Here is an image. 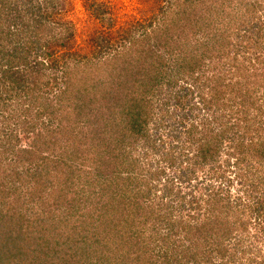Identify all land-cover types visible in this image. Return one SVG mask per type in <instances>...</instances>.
<instances>
[{
    "label": "trees",
    "instance_id": "1",
    "mask_svg": "<svg viewBox=\"0 0 264 264\" xmlns=\"http://www.w3.org/2000/svg\"><path fill=\"white\" fill-rule=\"evenodd\" d=\"M169 3L170 11L156 20L159 22L149 34L141 35L135 59L142 65L131 72L144 78L134 76L130 87L118 92L117 101L110 100L113 95L108 92L104 106L89 105V110L82 106L78 112L98 114L91 125L88 119L81 120L71 98L80 94L78 88L72 93L68 91L71 83L66 84L72 66L87 58L72 49L74 31L65 16V0H0V98L8 91L6 81L11 89L44 93L60 80L57 91L66 92L62 96L69 99L68 103L39 101L35 107L26 104L33 118L32 141L37 146L21 151L33 154L31 159L35 152L42 156L35 164L40 168L28 173V166L23 175L33 178V186H46L49 177L51 183L62 186L69 182L70 174L49 168L62 164L71 166L67 167L70 173L75 171L81 189L96 187L93 198L87 194L83 199L80 214L72 217L74 229L67 232L59 228L53 205L47 202L54 203L50 198L59 200L64 195L66 200L68 192L63 194L61 186L51 185L35 197L32 190L29 199L40 201L44 213L26 220L12 211L17 220L2 233L10 242L0 241V264H213L215 258L218 264H264L257 241L264 235V32L256 28L248 33L257 24L249 18L257 17L259 3ZM237 21L245 35H251L248 39L254 37L245 45L242 60L232 51L228 33L235 30ZM258 24L263 26V22ZM196 31L202 32L203 39L188 42ZM151 39L153 43H149ZM141 40H148L144 48ZM147 53L150 61L140 56ZM221 57L227 60L216 69L208 66L206 72L205 65ZM126 67L125 63L121 69ZM162 83L171 93L160 98L159 109L168 105L161 108L152 137L146 131L153 120L154 100L147 93ZM30 95L36 96L35 92ZM44 97L49 98L48 94ZM196 108L202 112H194ZM171 118L175 120L166 122ZM36 124L46 128L35 130ZM141 140L158 154L153 170L141 164L137 152ZM51 153L56 155L49 158ZM62 155L76 161V166L67 164ZM198 167L208 172L198 181L200 187L196 190L197 185L192 184L190 191H175L180 208L189 207L186 218L183 214L176 218L164 199L170 201L174 179L185 185L192 177L196 180ZM167 168L174 169L172 177L167 176ZM6 173L12 185L26 178L13 167ZM234 178L241 190L231 196ZM8 183L0 184L6 187ZM158 184L162 194L155 202L150 195ZM4 217L0 207L1 224ZM163 227V233H155ZM173 235L178 240L171 239ZM58 247H63L60 255ZM12 253L20 262L12 259Z\"/></svg>",
    "mask_w": 264,
    "mask_h": 264
},
{
    "label": "rangeland",
    "instance_id": "2",
    "mask_svg": "<svg viewBox=\"0 0 264 264\" xmlns=\"http://www.w3.org/2000/svg\"><path fill=\"white\" fill-rule=\"evenodd\" d=\"M170 1H172L174 4L176 0H65L67 6V15L65 16H67L66 18L72 24V28L74 31L72 49L78 54H85V59L87 58L86 61L78 62L77 65L72 66V68L70 69L69 78L66 82V84L71 83V88L68 91L71 90L72 93H76V91H78V93H80L74 94L73 97L68 94V96L73 99L77 112L79 111V109H82V106L85 107V110H89V105L93 106L100 104L104 106V100L108 99V92L110 93V95H113V97L109 99L117 101L116 98L118 95H120L118 92L127 90L130 87L131 80L134 76L144 78L142 74L139 75L137 73V75H134L131 72L132 68H135V66L142 65V63H138L135 59L138 56V54L136 53L139 49H141L138 46L141 35L146 32H148L149 34L155 24L159 22L156 20H161L163 18L162 16L170 11ZM235 1L236 0H225L226 3L233 2V4L235 3ZM256 1H258L259 3V5H257V11L255 13V16L257 17H250L249 19L253 22V24L256 22L257 24L254 25V28L252 30H249L248 33L253 30L255 31L256 28H260L261 32H264V0H255V2ZM209 14H212L213 16V13ZM260 22H263V26L258 24ZM234 26L236 27L235 30L233 29L232 32H230L231 30H229L228 32L230 34L229 40L233 43L232 51L236 52L237 60H242L244 57L243 50H245V45L252 42L254 37L252 36L251 39H248L251 35H245V31L240 28L241 26L239 25L238 21ZM252 34L256 35V33L254 32ZM171 36L172 38H174L175 34H172ZM202 36V32L196 31V34L191 35V38L189 37L190 41L188 40V42H191V40H202ZM147 41L148 40H141V46L143 48L147 45ZM153 42L154 39H151L149 41V43ZM236 47L238 48L237 51H235ZM253 55L251 61H253V64H255L257 63V59ZM140 56H146L147 60L149 61L152 59L151 57H149L148 53L141 54ZM224 58L225 57H221V59H215L214 61L208 62L205 65L206 72H209V67H214L216 69L217 66H221L222 62L224 60H227V58ZM125 63L128 65V67L123 70L121 69V66L125 65ZM131 65L133 67H130ZM148 67H150V65H148ZM150 69L151 67L148 69V71ZM50 72L51 69L48 68L47 73L51 74ZM206 72L204 73L206 74ZM58 82L59 85H61L60 80H58ZM6 84L8 91L3 92V94L1 95L2 98H0V160H2L0 161V183L1 181L5 180H8L9 182L6 187L1 186L0 184L1 213H5L4 222L3 224L0 223V241L4 240V243L6 239L7 242H10L8 238L4 239L5 237H2L4 235L2 233L7 229L6 225H11L12 223L15 224V221L17 220L12 211L19 213L20 216L22 214L23 218L26 220L30 219V217L38 214L41 211L44 213V208H42V203H40V201L31 202V200L29 199L31 191L33 190L32 192L36 197L37 194L43 193L45 188L46 190H50L51 185L56 188L61 186L57 182L51 183L50 177L45 181L46 186H42L40 184H34L37 186H33V178L29 175H23V173H25L26 167L28 166L30 167L26 169L28 173L31 172V169H39L40 167L35 166V164L37 161H39L40 156H42L38 155V153L35 152V158L31 159L30 157H32L33 154H28L25 151H21V149L23 148L25 149L28 147L37 146L36 143L33 144V134L30 133L33 125V118L31 114L26 110L25 106L26 104L31 103L35 107L36 103H38L39 101H42L44 103L48 100L52 103L56 102L57 100H63L64 103L69 102V99H67L66 96H62L67 95L66 92H64L63 94V92L60 93V90L57 91L59 85L54 84L52 85V89L49 92H44V90H42L44 93H41L37 91L25 92L20 89H11L9 87V81H6ZM75 88L78 89L75 91ZM172 89L171 91H173ZM56 91L57 93H55ZM32 92H35L36 96L34 98L30 95V93L32 94ZM151 92V94L147 93V95H151L154 100V102L151 104L153 120L149 121L146 132L150 135L152 134L151 136L153 137L155 133V125L160 121L159 117H161L160 115L162 114L160 110L161 108L168 105H161L162 107H160L159 109L160 98L161 96L166 94V92L169 93L170 91L168 88H166V84L162 83V85L159 84V86L155 89L152 88ZM45 94H48L49 98L44 97ZM85 102H87L86 105L83 104ZM101 108H99V110ZM197 111L202 112V109L196 108V110H194V112L196 113ZM78 113L81 114V120L88 119L91 125L95 124V116L98 115L97 112H88V115L83 114V112ZM170 120L174 121L175 118L168 119L166 120V122H169ZM169 127H161V129H168ZM45 128L46 127L40 124H36L35 126V130H42ZM162 135L165 138L166 135ZM149 150L150 147L143 140L138 143L137 152L140 156L139 159L141 160V164L143 166H147V168H150V170H153V168L155 169L156 165L158 164V154L152 153ZM57 154L61 155V152ZM55 155H52L51 153V157L49 158H52V156ZM65 161L69 165L76 166V161H74L72 158L65 157ZM11 162L12 164H10ZM11 167L15 168L21 173L23 172L22 174H20V176L22 175L26 178H24L23 181L18 180L14 183V185H12L13 182L12 180H9V176L6 173V171L10 170ZM67 167L71 166L66 165L65 167H63L62 164L56 168L51 165L49 166L50 170L52 171L64 170V174L69 173L71 176L68 175L67 177L69 180V184H67L69 186L65 183L61 186L63 194L64 191L68 192V194H66L68 195V197H66V200L65 195L62 198H58L59 200H57L56 197L54 198L52 196L53 198L50 199H55L57 201L53 200L54 203L51 201L47 202L50 206L53 205V218L56 219L57 223L59 222V228L65 232H67V230L69 229H74L76 221L74 220V218H72L73 215L76 214L78 216L80 214V211H78V209L81 210V208L79 207L81 203H83V199H85L87 194H90V196L93 198V191L96 190V187L92 188L91 186H84V189H81V185L77 180H75V171L70 173ZM88 168L89 167H86V169ZM195 169L196 172L194 174H197L199 176L196 180H194V177H192V179L189 181V184L185 185L174 179L175 183H173L172 186L173 195L169 202L167 197H165L164 199V201H167L166 204L169 205L168 211L172 212L174 214L173 216L176 218L181 214H183V218H186L189 207L188 205H183V209L180 208L179 204L181 201L176 198L177 194L175 191L179 190V194H182L185 191L187 192V190L190 191V189L193 188L192 184H195L194 186L197 185V187L195 188L197 190L200 187L198 181L202 179V176L206 175L205 173H208L206 168L198 167ZM167 170V174H169L167 176L172 177L171 175L174 169L167 168ZM247 175L248 174H246V176ZM243 180H245V178ZM213 181L214 183H217L216 179H214ZM152 184L157 183L153 181ZM12 186H14L15 189ZM240 188L241 187L238 180L234 178L232 184L230 185V195L234 196L236 194H239L241 190ZM161 194L160 184H158L155 188V191L151 193L150 197H152V199H154L156 202L160 200ZM43 198L47 199V197ZM189 198H191V196ZM95 202L96 201L94 199V203ZM148 202L149 200L146 201V203ZM50 206L48 210L49 215L51 214ZM164 210L165 209H163L162 211ZM45 211H47V209H45ZM25 228L26 226H24V229ZM164 231L165 228L163 227L162 229H157L155 233L161 234ZM178 238L179 237L174 235L173 237H171V239L173 240H178ZM263 240L264 235H259V237L257 238L258 246H262V251L264 253ZM171 241L172 240H170V242ZM159 242L160 241H158V243ZM181 242L184 244L186 240L183 239V241ZM0 246L2 247L1 242ZM62 248L58 247V250H56L59 252V255L62 251ZM157 250H159L158 247L156 248V251ZM11 256L14 261H16L17 263L20 262L17 259L18 256L14 253H12ZM4 257L7 259V262L8 254L6 252L4 253ZM127 260L131 261L129 258H127ZM218 263L219 259L215 258L213 264ZM7 264L9 263L7 262Z\"/></svg>",
    "mask_w": 264,
    "mask_h": 264
}]
</instances>
